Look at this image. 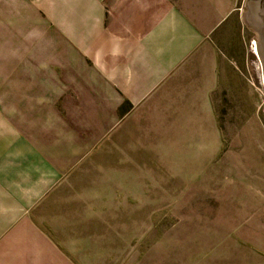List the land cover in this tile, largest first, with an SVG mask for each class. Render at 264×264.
Instances as JSON below:
<instances>
[{
	"label": "crops",
	"instance_id": "1",
	"mask_svg": "<svg viewBox=\"0 0 264 264\" xmlns=\"http://www.w3.org/2000/svg\"><path fill=\"white\" fill-rule=\"evenodd\" d=\"M242 2L11 0L12 73H0V253L26 246L51 192L112 135L122 105L132 141L193 142L188 155L211 156L223 141V29Z\"/></svg>",
	"mask_w": 264,
	"mask_h": 264
},
{
	"label": "rangeland",
	"instance_id": "2",
	"mask_svg": "<svg viewBox=\"0 0 264 264\" xmlns=\"http://www.w3.org/2000/svg\"><path fill=\"white\" fill-rule=\"evenodd\" d=\"M246 1L223 29V141L212 143L211 156L188 155L193 142L132 141L122 105L112 135L51 192L53 204L25 231L26 246L0 253V264H264V79ZM5 2L0 73H12L14 15ZM50 130L57 137L54 119ZM171 144L177 156H164Z\"/></svg>",
	"mask_w": 264,
	"mask_h": 264
},
{
	"label": "flooded vegetation",
	"instance_id": "3",
	"mask_svg": "<svg viewBox=\"0 0 264 264\" xmlns=\"http://www.w3.org/2000/svg\"><path fill=\"white\" fill-rule=\"evenodd\" d=\"M253 6L250 7L252 4ZM242 14L254 29L255 38L251 40L252 53L258 58L264 79V0H248ZM250 15V16H249ZM251 20V21H250Z\"/></svg>",
	"mask_w": 264,
	"mask_h": 264
},
{
	"label": "water",
	"instance_id": "4",
	"mask_svg": "<svg viewBox=\"0 0 264 264\" xmlns=\"http://www.w3.org/2000/svg\"><path fill=\"white\" fill-rule=\"evenodd\" d=\"M247 1H248V0H247ZM247 1H246V3H247ZM249 4H252V3L249 2ZM252 6H253V4H252L250 7H252ZM245 9H246V8H244V11H245ZM249 16H250V15H249ZM243 19L246 21V18L244 17V15H243ZM250 21H251V20H250ZM246 22H247V21H246ZM250 26H251V25H250ZM251 27H252V26H251ZM252 28H253V27H252Z\"/></svg>",
	"mask_w": 264,
	"mask_h": 264
}]
</instances>
